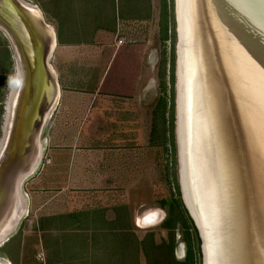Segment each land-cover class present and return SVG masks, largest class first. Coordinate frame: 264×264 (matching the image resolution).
<instances>
[{
    "label": "water",
    "instance_id": "obj_1",
    "mask_svg": "<svg viewBox=\"0 0 264 264\" xmlns=\"http://www.w3.org/2000/svg\"><path fill=\"white\" fill-rule=\"evenodd\" d=\"M175 17L180 191L203 264H264V0H175ZM45 20L20 0H0L18 79L3 107L0 237L42 164L60 92L51 65L58 37Z\"/></svg>",
    "mask_w": 264,
    "mask_h": 264
},
{
    "label": "crops",
    "instance_id": "obj_2",
    "mask_svg": "<svg viewBox=\"0 0 264 264\" xmlns=\"http://www.w3.org/2000/svg\"><path fill=\"white\" fill-rule=\"evenodd\" d=\"M90 9L91 13L81 15L83 18L76 24L79 39L85 42L59 45L65 49V66L73 55L82 63L79 65L95 62L97 66L79 68L73 74L61 66L57 75L60 100L48 121V145L45 140L49 165L43 170L40 166L36 175L41 173V178L32 177L41 187L30 205L38 219L36 230L41 234L40 222L44 219L71 216L82 217L74 225L75 233L91 236L111 231L117 226V218L136 233L141 229L138 220L148 212L134 215L131 186L145 183L142 176L145 178L147 171L149 118L146 101L148 93L155 89L158 57L149 42L130 44L132 36H122L125 43L118 45L121 36H116L115 41L110 37L125 23H150L153 13L151 19L145 20H123L112 15L100 19L95 6ZM87 38H91L90 43H86ZM39 198L46 199L41 202ZM39 245L47 264L42 239Z\"/></svg>",
    "mask_w": 264,
    "mask_h": 264
},
{
    "label": "rangeland",
    "instance_id": "obj_3",
    "mask_svg": "<svg viewBox=\"0 0 264 264\" xmlns=\"http://www.w3.org/2000/svg\"><path fill=\"white\" fill-rule=\"evenodd\" d=\"M22 1L37 6L42 10L47 23L56 31L58 47L51 59V65L58 75L61 66H65L62 57L63 50L65 49L59 46L60 36L58 22L43 11L39 4V0ZM150 1V14L153 13L152 19L150 18L151 20H149L150 23H125L123 24V28L121 27L120 31L110 38H112V41H115L116 36H132L131 39L129 38L130 42L128 43L130 44H139L141 40H144L151 44L158 57L156 70L154 72L156 79L155 89L151 94L148 93L146 101L149 118L147 171L145 178L143 177L144 175L142 176V180H145V183L141 186L132 185L131 196L134 210H136V214L134 215L137 216H141V213L146 210L148 211L147 213H150L157 212L159 211L157 209H160L162 211L159 212L164 213L165 221L170 217L169 209H171L170 206L173 204L174 216L172 226L174 225L175 229L169 230L163 227L164 221L161 225L157 224L155 226L138 225L141 229H137L135 235L139 241L143 243V246L147 248L149 259L141 250L135 264H203L201 241L200 245H198L194 230L191 227L193 223L182 203L180 191L176 139L177 33L175 0ZM79 37L80 36H61L60 40L71 43L78 41ZM100 46H102V43ZM14 56V50L10 41L0 30V139L2 136L1 125L4 113V102L7 100L16 73ZM70 58L72 59L66 64V68L62 69L72 74L79 68H94V66H97L95 62L86 63L84 66L79 65V63H82L76 61V55ZM57 109L59 110V106ZM58 110L55 112L56 115L58 114ZM49 134L50 122L47 123L43 130V144L46 142L45 140H47ZM44 148L45 151L43 153L41 165L42 170L49 165L48 161L50 160L48 146L45 145ZM40 174L41 173L38 175L35 174V177H37L36 179L40 177ZM36 179H28L23 187L24 193H26L27 196L28 210L32 200H35L36 193L41 191V187L39 183L36 182ZM118 189L119 187L117 186L116 190L119 191ZM49 192L50 194L52 193L51 191ZM45 199L46 198H39L37 200L43 202ZM177 217L182 220L181 223L178 221ZM37 220V216L31 210L30 214L20 221L16 233L10 241L0 249L2 261H12V264H45V254L42 247L39 245L43 234L36 230ZM189 239L191 240V259H189ZM46 255L47 261L51 260L50 256L48 258L47 253Z\"/></svg>",
    "mask_w": 264,
    "mask_h": 264
},
{
    "label": "trees",
    "instance_id": "obj_4",
    "mask_svg": "<svg viewBox=\"0 0 264 264\" xmlns=\"http://www.w3.org/2000/svg\"><path fill=\"white\" fill-rule=\"evenodd\" d=\"M39 4L45 13L58 22L60 45L85 42V40L79 39L69 43L61 41L60 38L61 36L80 35L76 24L79 19L83 18L81 15L91 13V5L95 6L100 19L109 18L112 15L123 20H145L151 16L150 0H39ZM86 18L88 19L89 16ZM86 41V43H90L91 38ZM170 208V217L164 221V226H162L174 230L175 227L172 226L173 204ZM81 218L78 216L55 217L40 222V228L44 232L42 241L48 258L51 257L47 264H135L141 250L149 259L147 248L131 231L130 226L122 223V220L117 218L115 221L117 226L111 231L89 236L88 234L75 233L77 228L75 229L74 225L80 223ZM177 219L180 223L182 222L180 218L177 217ZM191 222L193 223L192 220ZM191 227L194 230L196 242L200 245L199 235L194 224H191ZM188 244L189 259H191L190 239Z\"/></svg>",
    "mask_w": 264,
    "mask_h": 264
},
{
    "label": "bare ground",
    "instance_id": "obj_5",
    "mask_svg": "<svg viewBox=\"0 0 264 264\" xmlns=\"http://www.w3.org/2000/svg\"><path fill=\"white\" fill-rule=\"evenodd\" d=\"M23 4H25V5H27V6H29V7H33L34 9H39L38 7H35L34 5H31V4H28V3H25V2H23L22 0H20ZM46 21V20H45ZM47 23V22H46ZM0 30L3 32V33H5L6 34V36H7V33H6V30L3 28V27H1L0 26ZM4 34V35H5ZM57 47H58V44H57ZM57 47H56V49L54 50V53H53V55L55 54V52H56V50H57ZM14 50V49H13ZM54 69V68H53ZM18 79H16V82L14 83H12V85H11V87H10V90H9V93H8V98H7V104H5V106L7 107L6 108V111L8 112V110H10V105H11V103H12V101H13V98H14V95H15V93H16V90H17V87H18ZM49 91V90H48ZM47 91V92H48ZM59 100H60V92H58L57 91V95H56V97H55V107H53V112H54V108H56V106H57V104H58V102H59ZM53 112L52 111H49V114L48 115H50V117H49V119H48V121L50 120V118H51V116H52V114H53ZM8 114V113H7ZM4 121V120H3ZM5 121H6V119H5ZM48 123V122H47ZM177 126V125H176ZM1 138H2V136H1ZM44 142V141H43ZM45 144V143H44ZM43 144V145H44ZM45 146V145H44ZM2 147H3V144L0 142V151H1V149H2ZM42 148V147H41ZM41 151H42V149H41ZM42 161H43V159H42ZM37 162V161H36ZM38 163H39V161H38ZM37 167V165H36V163L34 164V165H32L30 168H29V170H28V173H27V178H28V176L29 175H31L32 174V172H34L35 171V168ZM30 173V174H29ZM26 183V180L24 181V183H23V185H22V201H23V207H22V209H20L19 210V213H16L14 216H13V219H15V222H14V224L12 225H9V224H7V226H3L2 228H4L1 232L3 233L2 234V236L0 237V244H2L3 242H4V245H2V247L1 248H3L4 246H5V244H6V240H7V238H10L15 232H16V230H17V228H18V225H19V223H20V221L25 217V216H27V213H28V203H27V196H26V193H24V190H23V187H24V184ZM2 211V210H1ZM10 216V215H9ZM1 217H2V215H0V220H1ZM164 219V213H162V212H159V211H157V212H150V213H147L146 215H144L142 218H140L139 220H138V225L139 226H155V225H157V224H159L160 223V221H162ZM9 225V226H8ZM17 225V226H16ZM15 227H17L16 229H15ZM8 243V242H7ZM1 261H2V259H1ZM4 264H11L9 261H7V260H4V261H2Z\"/></svg>",
    "mask_w": 264,
    "mask_h": 264
},
{
    "label": "built area",
    "instance_id": "obj_6",
    "mask_svg": "<svg viewBox=\"0 0 264 264\" xmlns=\"http://www.w3.org/2000/svg\"><path fill=\"white\" fill-rule=\"evenodd\" d=\"M124 43H125V39L122 36H121V38L117 39V44L118 45H123Z\"/></svg>",
    "mask_w": 264,
    "mask_h": 264
}]
</instances>
